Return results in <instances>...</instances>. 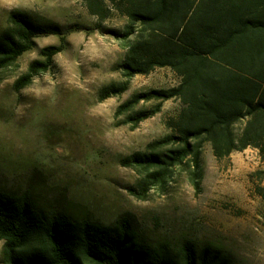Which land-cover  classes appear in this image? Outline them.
<instances>
[{
  "label": "trees",
  "instance_id": "16d2710c",
  "mask_svg": "<svg viewBox=\"0 0 264 264\" xmlns=\"http://www.w3.org/2000/svg\"><path fill=\"white\" fill-rule=\"evenodd\" d=\"M91 14L104 20L116 10L126 20L115 33L125 45L118 63L123 81L103 86L99 100L121 96L136 75L170 67L177 85L134 93L120 103L115 117L136 128L179 99L181 107L163 137L122 159L139 172L130 186L146 199L164 187L174 168L188 164L200 187L206 142L217 159L253 147L264 159V0H87ZM59 35L13 84L21 91L51 70L65 48L64 32L51 20L14 9L0 30V75L36 46V39ZM154 102L153 106H140ZM264 199V187L258 186ZM0 242L4 264H237L232 254L187 238H147L127 217L111 223L78 218L43 204L29 190L0 186Z\"/></svg>",
  "mask_w": 264,
  "mask_h": 264
},
{
  "label": "rangeland",
  "instance_id": "374dc122",
  "mask_svg": "<svg viewBox=\"0 0 264 264\" xmlns=\"http://www.w3.org/2000/svg\"><path fill=\"white\" fill-rule=\"evenodd\" d=\"M14 9L51 20L64 32L65 48L50 71L16 91L13 84L59 35L36 39L16 66L0 75V186L28 189L43 204L78 218L111 223L127 217L154 240L187 238L229 251L237 264H264V159L249 147L217 159L203 147V176L196 188L188 164L174 168L166 185L146 199L130 193L140 174L121 161L170 132L167 122L181 107L163 103L161 112L136 128L115 117L134 93L177 85L170 67L136 75L121 96L99 100L100 89L123 81L118 63L124 43L115 33L125 26L116 10L104 20L91 14L87 0H0V30ZM154 102L140 106H153ZM2 242H0V264Z\"/></svg>",
  "mask_w": 264,
  "mask_h": 264
}]
</instances>
